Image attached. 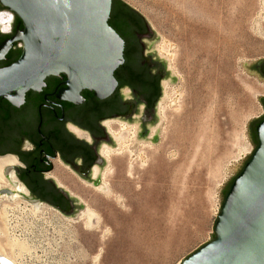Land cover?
Instances as JSON below:
<instances>
[{"label": "rangeland", "instance_id": "obj_1", "mask_svg": "<svg viewBox=\"0 0 264 264\" xmlns=\"http://www.w3.org/2000/svg\"><path fill=\"white\" fill-rule=\"evenodd\" d=\"M122 1L160 37L155 51L168 64L159 142L112 155L103 187L62 167L86 193L75 218L44 204L34 216L9 212V234L27 247L20 264H179L213 240L224 190L256 149L264 78L251 67L264 61V0H246L231 30L223 0Z\"/></svg>", "mask_w": 264, "mask_h": 264}, {"label": "flooded vegetation", "instance_id": "obj_2", "mask_svg": "<svg viewBox=\"0 0 264 264\" xmlns=\"http://www.w3.org/2000/svg\"><path fill=\"white\" fill-rule=\"evenodd\" d=\"M113 9L119 16L114 17L112 13L110 20L124 41L125 62L115 73L118 86L110 97L101 100L94 92L84 90L79 103L61 100L58 96L67 88L63 75L47 78L40 91L30 90L22 100L12 102L0 97V157L11 156L17 161L16 179L25 187L28 197L67 215L84 209L86 194L64 175L62 167L82 182L103 187L102 170L107 162L103 150L108 145L109 148L118 145L107 129L108 124L135 128L127 134L132 138L127 135L125 138L138 146L142 142H159V104L167 74L160 61L149 52L146 20L118 0H113ZM5 12L12 13L0 2V14ZM12 15L10 31L0 27V46L11 39L18 28L23 29L16 15ZM20 49L19 44H14L0 61V68L9 66L12 54ZM257 67L264 78V61ZM57 165L64 188L52 176L57 172ZM69 188L79 193L76 195Z\"/></svg>", "mask_w": 264, "mask_h": 264}, {"label": "water", "instance_id": "obj_3", "mask_svg": "<svg viewBox=\"0 0 264 264\" xmlns=\"http://www.w3.org/2000/svg\"><path fill=\"white\" fill-rule=\"evenodd\" d=\"M0 2L24 26L23 29L18 28L16 34L0 46V61L6 58L14 44H19L22 49L17 61L0 68V97L12 102L22 100L28 91H40L46 85L47 78L61 75L67 79V88L58 96L61 100L79 103L84 90L94 92L101 100L114 93L118 86L115 73L125 62V44L109 24L113 0ZM148 27V43L151 44L149 52L160 61L168 79V64L155 51V44L160 37L149 24ZM257 68L251 67L255 70ZM261 101L263 103L264 99ZM262 119L264 117L254 122ZM252 124L250 129L253 139L255 126ZM256 132V149L239 175L231 181L232 184L230 182L224 190L225 198L214 225L213 240L179 264H264V121L259 123ZM15 167L9 166L5 174L9 175ZM14 174L16 176L15 171ZM5 195L11 201L21 197L35 205L43 204L19 192L0 190V196ZM53 208L73 218L80 213L67 215ZM0 264L12 263L0 256Z\"/></svg>", "mask_w": 264, "mask_h": 264}, {"label": "bare ground", "instance_id": "obj_4", "mask_svg": "<svg viewBox=\"0 0 264 264\" xmlns=\"http://www.w3.org/2000/svg\"><path fill=\"white\" fill-rule=\"evenodd\" d=\"M127 1L131 5H133L132 0H127ZM245 1L246 0H223V5H225L226 13H227V15H226V17H227L226 21L227 22L225 21V23H224L226 29L231 30V26H232L233 22H236L235 21L236 15L239 13H242L244 8H245ZM12 18H13V15L10 12H5V13L0 14V27L3 28L4 31H8L10 29L9 26L12 22ZM160 110H161V114H163V109H160ZM117 126H119V125H117ZM107 127H108L107 129H109V131L112 133V135H113L112 137L115 138V140L118 144L117 145L118 148H117V150H112L111 148L106 147L103 150V153H104L103 156H105V159L107 161H110L111 156L115 155V154L119 158H123L126 153H127V155H129V153L131 152L130 151V144H131L130 142L132 140L127 141L125 139V136L127 134H130L132 131H135V128L133 130V129L129 128L126 124H120V126H119L120 128L118 130H116L114 126H113L114 127L113 128L110 124H108ZM118 162H121V161L118 160ZM122 164L124 165V163H122ZM17 165H18L17 161L11 156L0 158V190L8 189V190H11L12 192H19V193L23 194L24 196L28 197L27 190L25 189V187H23L17 181L14 172H10V174H9L10 179H11L10 182L15 184L14 187H12L11 183L7 180L8 178L6 179V177H7V175L5 174L6 169L9 166H17ZM59 165H57V172L52 176H53V178H55L57 180L59 185L63 186V188H64L65 185L61 181V179L58 175L59 170H60ZM129 165H130V163L127 164L128 167H129ZM129 169H130V167H129ZM95 172H97V171H95ZM96 175H97V173H96ZM78 185H80V184H78ZM66 187H67V185H66ZM74 187H75V185H74ZM69 189H67V190H69ZM82 192H84V191H82ZM180 192H182V191H180ZM78 193H79V191H78ZM71 196H73V194ZM20 200H21V197H16L11 201L9 196H7V195H5L4 197L0 196V256L4 257L8 261H10L12 264H20L19 261H20V256L22 254H19L17 251L22 252L27 247H26V244H21L20 241L16 239V236L12 235L13 237H11V233L9 234V230H11L10 229L11 225L9 226L10 222L8 223V221H7L8 215L10 214L9 212H16V211L21 210L22 213H26L28 215L34 216V215L40 214L41 208H42L41 207L42 204L35 205L31 202L28 204V203H23V201L21 202ZM3 202H7V205H4ZM23 205L25 207H21ZM43 207H44V205H43Z\"/></svg>", "mask_w": 264, "mask_h": 264}, {"label": "trees", "instance_id": "obj_5", "mask_svg": "<svg viewBox=\"0 0 264 264\" xmlns=\"http://www.w3.org/2000/svg\"><path fill=\"white\" fill-rule=\"evenodd\" d=\"M124 7H126V8H128V9H130L131 11H133V12H135L137 15H139L142 19H145L140 13H138L137 11H135V10H133L131 7H129L125 2H123V1H121V0H118ZM112 13H113V15H114V17L115 16H119V13L117 12V11H115L114 9H113V11H112ZM121 13V12H120ZM111 16H112V14H111ZM16 19H17V21H18V23L19 24H22V26H23V23H22V21L16 16ZM109 24H110V26L113 28V26H112V24H111V20L109 21ZM24 27V26H23ZM115 28V27H114ZM116 29V28H115ZM114 29V30H115ZM21 54H22V50L20 49V50H18V51H15L13 54H12V60H11V64L13 63V62H15V61H17L19 58H20V56H21ZM264 103V102H263ZM263 120V119H262ZM262 120H260V121H258V122H254L252 125L253 126H255L254 127V129H253V143H254V145H255V148L257 147V145H258V138H257V132H256V128H257V126L259 125V123L260 122H262ZM234 181V180H233ZM232 181V182H233ZM232 182H231V184H232ZM231 184L229 185V187H228V189H227V191H226V193H225V196H226V194H227V192H228V190H229V188H230V186H231ZM225 198V197H224ZM215 237H216V235H215Z\"/></svg>", "mask_w": 264, "mask_h": 264}]
</instances>
